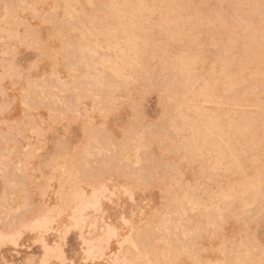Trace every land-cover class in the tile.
<instances>
[{
    "label": "rangeland",
    "instance_id": "1",
    "mask_svg": "<svg viewBox=\"0 0 264 264\" xmlns=\"http://www.w3.org/2000/svg\"><path fill=\"white\" fill-rule=\"evenodd\" d=\"M263 126L264 0H0V264H264Z\"/></svg>",
    "mask_w": 264,
    "mask_h": 264
},
{
    "label": "bare ground",
    "instance_id": "2",
    "mask_svg": "<svg viewBox=\"0 0 264 264\" xmlns=\"http://www.w3.org/2000/svg\"><path fill=\"white\" fill-rule=\"evenodd\" d=\"M89 1H91V0H89ZM180 2V1H179ZM128 4V3H127ZM143 4H145V3H143ZM92 5V4H91ZM154 9V8H153ZM149 11V10H148ZM139 12V11H138ZM122 14V13H121ZM155 14V13H154ZM222 15V14H221ZM83 16V15H82ZM114 17H116V16H114ZM88 18V17H87ZM195 18V17H194ZM193 18V19H194ZM172 19V18H171ZM147 21V20H146ZM194 21V20H193ZM251 21V20H250ZM170 22V21H169ZM226 23H227V21H226ZM245 23V22H244ZM123 24V23H122ZM242 25V24H241ZM111 29V28H110ZM245 30V29H244ZM209 31V30H208ZM214 31V30H213ZM215 33V32H214ZM256 33H258V32H256ZM194 34V33H193ZM248 35V34H247ZM257 35V34H256ZM106 37H107V35H106ZM178 37H179V35H178ZM181 37H182V35H181ZM51 38V37H50ZM52 40V39H51ZM134 40V39H133ZM250 40V39H249ZM252 40V39H251ZM142 41V40H141ZM130 42H132V41H130ZM182 42V41H181ZM134 45V44H133ZM132 45V46H133ZM248 47V46H247ZM261 47V46H260ZM216 49V48H215ZM187 50V49H186ZM191 55V54H190ZM191 57V56H190ZM259 58V57H258ZM184 59V58H183ZM191 59V58H190ZM198 59V58H197ZM193 60V59H192ZM220 60V59H219ZM224 61V60H223ZM188 62V61H187ZM195 62V61H194ZM232 64V63H231ZM196 65V64H195ZM253 65V64H252ZM193 66V65H192ZM183 68H185V67H183ZM223 68V67H222ZM257 68V67H256ZM187 70V69H186ZM185 70V71H186ZM231 72V71H230ZM230 75V74H229ZM240 75V74H239ZM237 77V76H236ZM241 78V77H240ZM258 99V98H257ZM246 101H247V99H246ZM247 103V102H246ZM248 104V103H247ZM252 105V104H251ZM216 114V113H215ZM188 118V117H187ZM261 118V117H260ZM216 119H217V117H216ZM236 122V121H235ZM255 122V121H254ZM237 123V122H236ZM251 123V122H250ZM220 125V124H219ZM238 126H239V124H237ZM249 126V125H248ZM243 127H245V126H243ZM242 127V128H243ZM252 127V126H251ZM250 127V128H251ZM264 127V126H263ZM240 128V127H239ZM194 129V128H193ZM230 129V128H229ZM216 130V129H215ZM238 130V129H237ZM196 131V130H195ZM186 132V131H185ZM221 132V131H220ZM212 134V133H211ZM235 136V135H234ZM240 136H242V135H240ZM219 140V139H218ZM228 140V139H227ZM233 144V143H232ZM231 145V144H230ZM254 147V146H253ZM233 151V150H232ZM229 152V151H228ZM220 155V154H219ZM235 157V156H234ZM222 158V157H221ZM224 160H225V158H224ZM222 162V161H221ZM246 162V161H245ZM263 162V161H262ZM233 163V162H232ZM231 163V164H232ZM241 167V166H240ZM245 179V178H244ZM236 180V179H235ZM241 180V179H240ZM250 181V180H249ZM253 184V183H252ZM224 186V185H223ZM256 188V187H255ZM253 189V188H252ZM211 197V196H210ZM198 202V201H197ZM249 207V206H248ZM206 210V209H205ZM107 213V212H106ZM158 242V241H157Z\"/></svg>",
    "mask_w": 264,
    "mask_h": 264
}]
</instances>
